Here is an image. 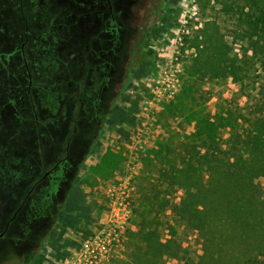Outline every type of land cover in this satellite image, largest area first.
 Instances as JSON below:
<instances>
[{"label": "rangeland", "instance_id": "rangeland-1", "mask_svg": "<svg viewBox=\"0 0 264 264\" xmlns=\"http://www.w3.org/2000/svg\"><path fill=\"white\" fill-rule=\"evenodd\" d=\"M229 1L157 0L149 14L153 2L145 0L136 15L118 5L114 80L103 92L102 111L83 102L96 97L98 80L87 93L82 86L95 69L91 42L101 59L112 49L104 23L93 24L107 17L103 5L86 0L78 9L70 0L43 5L28 0L22 13L11 14L14 23L2 22L0 14V67L10 71V76L0 74V125H9L0 128V175L8 180L0 183V195L11 197L0 205L4 218L30 182L62 158L52 183L44 179L37 184L8 229L16 238L5 244L18 250L4 251L5 264H74L81 244L108 212V185L119 180L132 187V214L104 264H187L200 252L196 233L171 214L147 212L150 203H139V189L152 184L157 191L163 189L158 183L180 171L194 174L197 160L180 156L186 144L204 158H230L234 135L264 111V59L252 48L247 26L224 11ZM209 38L222 43L224 53L214 57L205 45ZM48 42L55 55L46 54ZM84 54L87 64L81 61ZM14 85L18 93H9ZM19 105L20 114L33 121H22L13 130L9 117ZM256 183L264 194V177ZM172 199L178 201V193ZM142 209L144 226L137 216ZM140 229H151L161 241L174 238L179 254L155 255ZM34 234V248L27 250ZM30 252L33 259L26 263Z\"/></svg>", "mask_w": 264, "mask_h": 264}, {"label": "trees", "instance_id": "trees-1", "mask_svg": "<svg viewBox=\"0 0 264 264\" xmlns=\"http://www.w3.org/2000/svg\"><path fill=\"white\" fill-rule=\"evenodd\" d=\"M224 11L247 26L252 48L264 59V0H230L224 3ZM206 43L214 57L224 53L222 43L212 38ZM192 149L184 145L180 156L188 162L197 160L195 173L180 171L166 183H158L163 189L157 191L152 184L142 185L139 203L149 202L147 212L171 214L177 223L196 233L200 252L187 264H264V194L256 183L264 177V111L234 135L230 158H204ZM174 193H178V201L172 199ZM161 194L158 204L152 202ZM143 210L136 213L139 225L144 226ZM167 227L173 229L170 223ZM140 234L155 255L174 257L180 252L172 237L161 241L151 229H140ZM174 234L173 229L170 235ZM24 258L29 263L33 254Z\"/></svg>", "mask_w": 264, "mask_h": 264}, {"label": "flooded vegetation", "instance_id": "flooded-vegetation-1", "mask_svg": "<svg viewBox=\"0 0 264 264\" xmlns=\"http://www.w3.org/2000/svg\"><path fill=\"white\" fill-rule=\"evenodd\" d=\"M86 0H70V6L71 7H76L78 9H80L81 7H83V4L85 3ZM145 0H87V2L89 3V5H93L97 2L98 6L101 4L104 6V10L107 11L108 15L105 19L100 20L98 19V21L95 23L93 22V24L98 25L99 23H104V28L103 30H105L107 32V34L109 35V42L111 43L110 46L112 47L111 52L108 54V57H105L104 59H101L99 52L96 53V47L94 48L93 43L91 42L90 45V52H89V57L90 59L93 61L94 65H95V69L94 72H92L93 74H89L87 76V81L86 83H84V85L82 86V91L85 90L87 93L88 89L91 87L90 85H92V82H94L95 80H98L99 82V88H98V92L96 94V97L93 99H87L84 100L83 102H86L87 105H89L90 107H92L94 110L96 111H102L101 109V99H102V95L103 92L107 89H109V87L111 86V82L114 80L113 75L111 74L113 72V67L115 65V55H116V43H117V32H118V5L121 6L122 4H125V6L129 7L130 12H132L133 14H139L140 13V9H143V2ZM157 0H151V2H153L152 6L150 5V9L148 8L149 14H151L154 11V7H155V2ZM37 2H39V5H43L47 3V0H37ZM27 3L28 0H12L10 2V0H0V4H3L4 10L0 11V14L2 16V18L5 22L8 21H12L14 23V17L15 16V10H17L18 12L20 11V13L23 12V6L25 4V7L27 8ZM119 3V4H118ZM11 7H10V6ZM69 5V4H68ZM97 5V4H96ZM10 7V8H9ZM97 7V6H95ZM135 9V10H134ZM127 10V9H126ZM98 14L100 13L101 9L100 7L97 8V10H95ZM120 11H124L125 9H120ZM3 12V13H2ZM127 12V11H126ZM13 13V16L11 15ZM10 16V18H9ZM17 16V14H16ZM23 22L25 23L26 27L27 26V20L26 19H22ZM21 19L16 20V22H20ZM109 21V24H107ZM87 27L88 24H87ZM27 38V37H26ZM63 40V39H62ZM61 40V41H62ZM47 42V41H46ZM47 45H44V47L47 49L46 54L49 55H55V53L52 52V50L54 49L52 44L45 43ZM59 45V42H58ZM57 47H55V51H57ZM0 60H2L0 58ZM81 61L83 63L87 64V57H85V54L83 56H81ZM79 62H80V58H79ZM99 66V67H98ZM98 72H99V77L98 76ZM6 73L7 76H10V71L9 68L7 66H5L4 64L1 65L0 67V74ZM101 78V79H100ZM78 81V80H77ZM79 83V82H78ZM80 85V83H79ZM81 87V86H80ZM9 91V93H18V85H14L13 87H10L7 89ZM89 93V92H88ZM28 95V92L25 93L22 96V101L24 100V98ZM111 97V96H110ZM13 101V100H12ZM24 103V102H23ZM23 108L22 105H19L18 107H13V112L11 114V116L9 117V122L10 125H13V130H15L16 128H18V124L21 123L22 121H33V119H27V117L22 116L20 114L21 109ZM103 113H100V119L102 118ZM35 121V120H34ZM37 122V121H36ZM2 125V126H1ZM0 125V128L4 129L5 126H8L5 123H2ZM12 132L8 134L9 137L12 136ZM7 155V154H6ZM6 155H3V159H5ZM62 158H59L56 163L51 167V168H47V169H43L40 174L38 176H36L30 183H33L32 185H30L29 187L26 188L24 195L20 198V200L17 202L15 208L12 210V214L6 219L3 216V213H1L3 211V207H0V252L3 251L2 254H0V264H3L5 261V258L7 257V255L4 254V251L6 250V252H10V251H17L18 248L14 247L13 244L11 243H7L5 244V240H9V242H11L12 240H14L16 237L14 235H10L8 234V229L10 228V226L12 225V223L16 220L18 213L20 212V210L24 207V205L26 204L27 200L29 199L33 189L37 186L38 183L42 182L44 179H47L48 183H52V179H53V172L54 171H58V167L61 165L62 163ZM2 165V164H1ZM0 165V166H1ZM3 176L0 175V183H8V180H4L2 178ZM2 189L4 190L3 187L0 186V192L2 191ZM4 192V191H2ZM11 199V197L8 196V199L5 198V196L0 195V205L4 206L5 203H7L9 200ZM46 225L48 222L47 220H45L44 222ZM46 232V230H45ZM36 238L37 236L34 234L33 238L30 237L29 235V242L32 241V243H29V247L27 248V250H31L32 248H34L33 244L36 243ZM18 240H20V238H17ZM26 239V238H25ZM32 239V240H31ZM39 241H43V238L39 237Z\"/></svg>", "mask_w": 264, "mask_h": 264}, {"label": "built area", "instance_id": "built-area-1", "mask_svg": "<svg viewBox=\"0 0 264 264\" xmlns=\"http://www.w3.org/2000/svg\"><path fill=\"white\" fill-rule=\"evenodd\" d=\"M131 190L124 180L108 185V212L98 230L81 244L74 264H104L109 260L120 244L132 214Z\"/></svg>", "mask_w": 264, "mask_h": 264}, {"label": "crops", "instance_id": "crops-1", "mask_svg": "<svg viewBox=\"0 0 264 264\" xmlns=\"http://www.w3.org/2000/svg\"><path fill=\"white\" fill-rule=\"evenodd\" d=\"M53 264V263H52Z\"/></svg>", "mask_w": 264, "mask_h": 264}]
</instances>
